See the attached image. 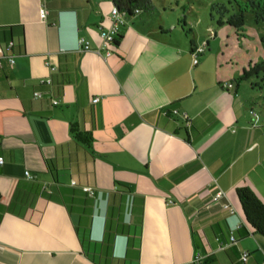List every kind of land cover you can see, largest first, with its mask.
<instances>
[{"label": "crops", "instance_id": "obj_1", "mask_svg": "<svg viewBox=\"0 0 264 264\" xmlns=\"http://www.w3.org/2000/svg\"><path fill=\"white\" fill-rule=\"evenodd\" d=\"M112 7L0 0V47L14 59L0 65V264H194L197 236L203 264H264L249 227L230 241L245 225L235 189L264 203V120L248 119L230 73L203 56L210 42L194 66L196 43H174L147 13L126 17L118 45L98 53ZM115 182L129 190L106 237L108 193L126 191Z\"/></svg>", "mask_w": 264, "mask_h": 264}, {"label": "rangeland", "instance_id": "obj_2", "mask_svg": "<svg viewBox=\"0 0 264 264\" xmlns=\"http://www.w3.org/2000/svg\"><path fill=\"white\" fill-rule=\"evenodd\" d=\"M154 11L143 14L155 26L173 30L171 38L187 50L210 42L203 56L217 59L237 80L251 122L264 120V0H151ZM175 30H174V29ZM261 69L257 70V67ZM249 77L243 80L241 77ZM231 87V85L229 86ZM249 110L255 115H249ZM123 213L125 219L130 213Z\"/></svg>", "mask_w": 264, "mask_h": 264}, {"label": "trees", "instance_id": "obj_3", "mask_svg": "<svg viewBox=\"0 0 264 264\" xmlns=\"http://www.w3.org/2000/svg\"><path fill=\"white\" fill-rule=\"evenodd\" d=\"M113 7L117 8L119 13L124 14V18L131 17L133 15H137L140 13H149L154 10V5L151 0H113ZM121 39H122V35L119 32L113 41V45L115 46L118 45ZM261 67L262 66L257 67L256 69L259 70L261 69ZM248 77L249 76L247 74H243L241 78L243 80H246ZM234 82H237V80H233L229 83L232 84ZM69 129L73 139H75L78 143L83 145L86 149H91L93 139L89 132L81 131L79 127L75 124H71ZM115 185L126 189V191H116V192L108 193L107 219H106L107 223L105 226L106 237L110 235V231H111L110 221L112 222L118 216L120 198L122 197L123 194H127L129 190L127 186L124 184L115 182ZM235 197L240 207V211L245 225H243L238 230H236V232L230 231V236L233 235L234 233H237L238 236L244 237L248 234V230L246 227H249V229L253 232V234L259 235L262 238H264V203L260 200V198L256 195V193L248 186L237 187L235 189ZM221 200L224 199L222 198ZM132 238L135 241H139L140 239L139 232L133 234ZM194 244H195V250H197L196 256L200 258L198 264H203L201 260V256L198 253V250L203 249L204 247L203 238H201V236H197L195 238Z\"/></svg>", "mask_w": 264, "mask_h": 264}, {"label": "built area", "instance_id": "obj_4", "mask_svg": "<svg viewBox=\"0 0 264 264\" xmlns=\"http://www.w3.org/2000/svg\"><path fill=\"white\" fill-rule=\"evenodd\" d=\"M111 21H112V26L105 30V29H101L100 31V38L102 40V45L100 50H97V52L99 53L101 50L104 51V55L108 56L111 54V47L113 46V41L116 37V35L120 32L121 28L124 25V14L119 13V11L117 10V8L112 7L111 9ZM39 15L40 17L43 19L46 16V10L45 9H41L39 11ZM12 46V43L8 44V48H10ZM207 46H208V42L205 41L199 45L193 46L191 49V57H192V63L193 65H197L199 63V58L200 56H202L206 50H207ZM78 48L79 50H90V45L87 41L84 40H79L78 42ZM2 60H6L10 65H12L14 63V59L13 56L11 55H5L3 52V49L0 47V65H1V61ZM54 68H50V70H53ZM41 83H49V80L47 81H42ZM35 99H40L43 96V93L41 92H34L33 94ZM99 101L98 98H94L93 99V103H97ZM58 102L56 100L52 101L53 105H56ZM176 113V112H174ZM251 115H255L252 111H250ZM3 163L2 159H0V165ZM25 177L28 179H33V176L29 174V172H25ZM82 191L85 192L86 194H88L89 196H94L95 195V191L91 188L88 187H84L82 188ZM224 197L223 192L219 191L216 193L215 195V201H220L222 198ZM223 207L225 209H228L230 211L231 208L227 205V204H223ZM230 241L231 242H235L236 238L235 236L231 235L230 236ZM248 254L244 253L241 256V260L245 261L247 259ZM200 260V258H198L197 256L195 257L194 260V264H198V261Z\"/></svg>", "mask_w": 264, "mask_h": 264}]
</instances>
